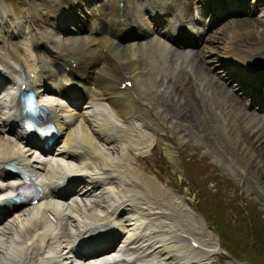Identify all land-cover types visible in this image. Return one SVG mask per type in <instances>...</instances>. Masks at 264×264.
<instances>
[{
	"label": "bare ground",
	"instance_id": "bare-ground-1",
	"mask_svg": "<svg viewBox=\"0 0 264 264\" xmlns=\"http://www.w3.org/2000/svg\"><path fill=\"white\" fill-rule=\"evenodd\" d=\"M117 1L42 0L41 10L35 9L33 14L27 11L24 21L15 20L10 30L0 21V48L5 51L0 57V81L4 76L18 82L25 78L40 96L46 97L54 119L72 120L63 125L59 144L63 150L54 156H36L20 143L25 139L24 132H17L20 127L15 131L11 127L17 125L19 111L16 104H5L2 94L0 133L9 136L0 140V173L8 159L17 166L30 165L42 195L37 204L20 208L0 226V264H82L70 255L79 244L92 237L100 247L106 244L103 240L110 241L116 234L120 238L112 249L98 248L97 256H120L129 264H206L215 254L216 244H202L198 239L200 229L182 218V214L188 217L178 206L182 201L171 200V192L146 173L136 159L149 152L153 141L170 153L171 134L176 131L177 139L182 140L189 131L197 130L195 120L207 129L205 113L190 88L202 81L213 86L217 83L207 79L208 74L198 64L188 62L183 51L171 49L162 37L167 25L171 31L174 22H182L175 0H121V6ZM207 1L212 4V0ZM162 12L166 20L154 24L157 22L152 15L161 16ZM63 14L68 15L66 21L56 20ZM0 16L4 21L9 17L7 13ZM91 18L110 27L94 26L85 32ZM66 27L70 37L63 39L61 29ZM128 27L139 28L141 33L123 35ZM92 29L98 34H92ZM252 33L240 35L230 27V38L224 41L225 54L236 61L255 58L264 62V32L249 38ZM70 58L77 62L74 67L70 66ZM66 76L80 81L84 99L80 111H69L62 100L53 96L69 86L65 84L74 83ZM125 79L131 80L130 86L120 88ZM168 89H174L180 97L184 94L191 103V112L180 104V99L173 104V94L167 104ZM206 99L213 102V106L208 103L209 108L221 107L213 100V93ZM233 121V117L219 119L227 138ZM231 142L244 150L235 136ZM74 175L93 182L84 184L86 190L78 195L81 203L73 198L61 200V190L68 187ZM7 186V180L0 178V196ZM82 197L87 201L83 202ZM45 209L54 211H50L54 222L44 217ZM179 223L186 230L179 228ZM188 237L199 245L189 247L185 242ZM87 256L86 263L93 257Z\"/></svg>",
	"mask_w": 264,
	"mask_h": 264
},
{
	"label": "rangeland",
	"instance_id": "rangeland-1",
	"mask_svg": "<svg viewBox=\"0 0 264 264\" xmlns=\"http://www.w3.org/2000/svg\"><path fill=\"white\" fill-rule=\"evenodd\" d=\"M186 1L190 3V0ZM39 3L40 0H0V4L5 5L6 11L13 12L16 16L23 15L24 8L29 4L35 7ZM41 8L36 10H41ZM189 9L190 7L187 10ZM260 10L262 12L248 15L240 23L235 21L242 31L254 32L249 35V38H255L254 34L261 35L264 32V9ZM0 18V21L4 20L3 17L0 16ZM18 21L23 22L24 18L18 19ZM262 27L263 29H260ZM10 29L7 28V30ZM220 32H222L221 37H224L228 30L223 29ZM219 43L220 40H217L212 44V54L215 55V60ZM4 54L5 51H0V57H3ZM158 88L160 87L156 89ZM176 102L177 100L173 104ZM168 103H170V97L167 99ZM188 112L191 111L188 109ZM209 118L212 120L210 115ZM234 120L232 126L235 129L237 126H240V129H247L241 121ZM194 126L196 131L193 133L189 131L182 141H176L173 146V153L176 156L170 157L167 154L169 152H164L162 144L155 143L152 147L150 146L148 153H144L145 155L140 156L136 161L141 164L146 173L158 179L164 189L171 192L173 195L170 196L171 200L182 201L178 206L180 209L182 208V212L184 211L188 215L186 217L182 214L184 221L200 229L199 240V237L204 235V239L210 240L205 242L200 240L202 244L208 245L212 241L220 248L227 249L229 254H220L218 246L214 245L217 259L216 262L211 261L210 264L225 262L228 264H264V133L254 129L252 132L239 136L238 133L235 134L238 143L243 144L242 147L244 146L245 151L247 150L249 153V158L252 159V162H247L242 156L233 152L229 143L227 144L225 138L220 136L215 126L209 135L203 132L205 128L202 125H197V121ZM208 127H211L210 124ZM175 135L177 138L176 131ZM256 136L258 137L256 138ZM2 139L5 140V136L0 134V140ZM221 144L225 145L223 153ZM219 147L220 149H218ZM134 155L136 156V154ZM249 163L253 165L250 166ZM191 180L198 186L196 192H192L188 188ZM208 204H210V208H205L204 205ZM194 205H197L198 212L195 211ZM199 209L203 216L207 214V221L199 213ZM179 216L181 215L178 214V218ZM219 222L222 223L221 227L218 225ZM227 240L235 247L242 248L239 251V256L234 253L235 251L232 253L230 249V251L228 250ZM249 241L252 242L251 245H248ZM202 249L204 248L202 247Z\"/></svg>",
	"mask_w": 264,
	"mask_h": 264
}]
</instances>
